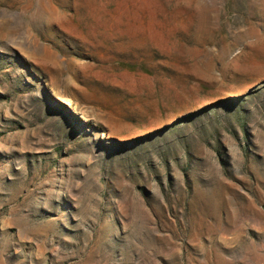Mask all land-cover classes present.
<instances>
[{
  "label": "rangeland",
  "instance_id": "374dc122",
  "mask_svg": "<svg viewBox=\"0 0 264 264\" xmlns=\"http://www.w3.org/2000/svg\"><path fill=\"white\" fill-rule=\"evenodd\" d=\"M0 264H264V0H0Z\"/></svg>",
  "mask_w": 264,
  "mask_h": 264
}]
</instances>
